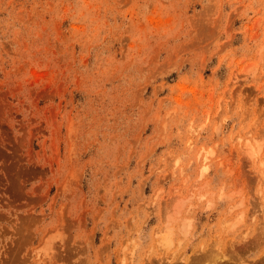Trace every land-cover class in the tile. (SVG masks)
<instances>
[{"label": "rangeland", "instance_id": "374dc122", "mask_svg": "<svg viewBox=\"0 0 264 264\" xmlns=\"http://www.w3.org/2000/svg\"><path fill=\"white\" fill-rule=\"evenodd\" d=\"M0 264H264V0H0Z\"/></svg>", "mask_w": 264, "mask_h": 264}]
</instances>
